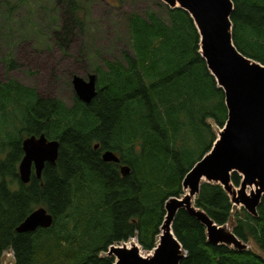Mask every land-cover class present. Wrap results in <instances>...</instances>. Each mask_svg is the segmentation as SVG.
I'll return each mask as SVG.
<instances>
[{
	"label": "trees",
	"instance_id": "16d2710c",
	"mask_svg": "<svg viewBox=\"0 0 264 264\" xmlns=\"http://www.w3.org/2000/svg\"><path fill=\"white\" fill-rule=\"evenodd\" d=\"M23 1L0 0V9L6 6L0 37L9 46L21 26L13 13ZM232 1L236 47L264 64V0ZM50 2V11L58 13L43 23L51 31L43 36L63 49L85 28L89 0ZM156 3L160 10L126 15L119 56H97V94L89 103L73 92L67 104L11 77L18 64L8 47L6 78L0 80V264L6 252L13 264H114L107 254L113 244L137 238L147 251L156 247L166 201L185 194L186 174L211 150L228 119L224 90L202 55L193 17L181 7ZM64 6L69 18L60 23ZM31 14L32 9L27 21ZM40 134L59 141V155L40 178L32 172L24 183L23 140ZM106 150L120 161H105ZM123 165L130 169L126 175ZM231 180L240 186L242 176L234 172ZM40 206L53 215L52 225L19 232ZM195 206L261 252L210 243L205 225L182 208L172 224L185 250L180 264H264V196L254 216L236 208L220 183L202 182Z\"/></svg>",
	"mask_w": 264,
	"mask_h": 264
},
{
	"label": "water",
	"instance_id": "95a60500",
	"mask_svg": "<svg viewBox=\"0 0 264 264\" xmlns=\"http://www.w3.org/2000/svg\"><path fill=\"white\" fill-rule=\"evenodd\" d=\"M170 8L181 7L194 19L200 33V50L208 67L225 93L228 119L218 131L211 148L186 174L182 197H170L165 203L166 216L161 225L158 243L149 255L140 253L135 241L113 244L107 254L114 264H180L185 256L172 224L182 208L197 217L206 227L208 241L238 249L248 248L227 224L218 225L202 209L195 206V198L202 182L220 183L235 207H243L254 216L264 196V64L244 55L235 45L232 33V0H162ZM97 74L88 78L74 75L72 83L76 95L89 103L96 96ZM58 140L44 134L31 135L23 140L24 156L19 164L20 179L28 183L32 172L41 177L45 164H55L59 155ZM98 147V144L95 145ZM105 161L119 162L111 150L102 153ZM129 167L123 165L126 175ZM234 172L242 176L240 186L231 180ZM53 215L40 206L18 226L19 232L47 228Z\"/></svg>",
	"mask_w": 264,
	"mask_h": 264
},
{
	"label": "rangeland",
	"instance_id": "374dc122",
	"mask_svg": "<svg viewBox=\"0 0 264 264\" xmlns=\"http://www.w3.org/2000/svg\"><path fill=\"white\" fill-rule=\"evenodd\" d=\"M8 1L15 4L18 0ZM52 6L53 2L50 0H24L16 7L13 18L20 22L21 26L16 29L18 32L14 33V42L9 46L10 43L4 41L6 37H0V80L6 78L3 57L10 48L18 64V67L9 73L11 77L36 86L38 92L44 96L60 97L67 104L72 103L75 92L72 83L74 75L87 79L89 74L94 73V66L102 64L99 55L102 58L120 55L121 44L125 42L126 15L133 11L143 12L148 7L160 10L156 0H89L85 28L83 31L76 30L73 38L62 49L54 43L55 41L52 42V39L43 36L44 33L49 35L51 32L43 23L47 24L49 17L58 13L50 11ZM5 8L6 6L0 9L1 32H5L1 18ZM64 8L65 6L57 17L60 23L66 17L69 18V12ZM30 9L34 12L29 15L32 23L26 19ZM23 29H27V32H22ZM227 226L230 228L229 224ZM132 241L138 244L141 254L146 256L152 253L143 249L137 238L128 243ZM248 245L261 252L253 242ZM3 264H13L11 252L5 253Z\"/></svg>",
	"mask_w": 264,
	"mask_h": 264
},
{
	"label": "bare ground",
	"instance_id": "6f19581e",
	"mask_svg": "<svg viewBox=\"0 0 264 264\" xmlns=\"http://www.w3.org/2000/svg\"><path fill=\"white\" fill-rule=\"evenodd\" d=\"M129 245H130V243H129Z\"/></svg>",
	"mask_w": 264,
	"mask_h": 264
}]
</instances>
